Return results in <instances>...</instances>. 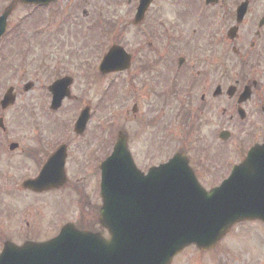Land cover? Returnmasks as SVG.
Listing matches in <instances>:
<instances>
[{"label":"rangeland","instance_id":"rangeland-1","mask_svg":"<svg viewBox=\"0 0 264 264\" xmlns=\"http://www.w3.org/2000/svg\"><path fill=\"white\" fill-rule=\"evenodd\" d=\"M11 1L0 0V7ZM133 5L132 3L128 6L126 0H58L50 7L33 10L29 6L18 5L12 10L13 27L17 26L19 29L14 31L16 35L12 39H15L6 48H2L4 50L0 49L1 98L11 85L15 87L17 94L16 103L9 106L10 108L2 110L0 107V111H8L7 116L13 118L10 133L14 137L11 138L12 141H18L23 148L26 144H32L31 140L36 139L35 135L38 133L43 134V139L50 141L52 145L67 139L77 141L79 138L73 128H70L80 101L75 96L85 87L88 71L91 68L94 70L96 60L100 63L111 44H122L128 51H136L138 57L145 55L147 59L153 58L148 50L142 49L147 44V35L140 32V27L128 24V14ZM263 6L264 0H260L258 14L262 13ZM27 15L29 17L23 21ZM153 16L154 14L150 16V20L154 19ZM60 20L62 25H58ZM108 23H115L116 26L111 33L105 35V31L110 28ZM252 38L250 30L245 34L247 46ZM226 52L227 82L246 75L264 77V64H253L252 68L249 61L241 63L239 58L233 57L229 47ZM255 69L258 73H255ZM94 71L96 73L97 70ZM62 75L74 77L73 96L66 99L63 106L55 112L49 109L48 85ZM93 77L89 95L92 93L97 111L86 138L81 140L88 139L97 145L100 161L111 153L121 129L128 132L135 160L140 168H144L155 161H167L177 151L185 150L196 156L194 150L204 151V143H207L210 132L224 124L229 126L223 120L222 111H206L204 115L201 113V120L194 127L190 123L196 121L199 111H194L191 117L184 111H157V99L152 95L137 98L126 93V73L106 75L98 72ZM171 79V74L166 73L164 80ZM29 80L35 83V87L25 91L24 85ZM112 80L113 83L109 86ZM135 102L140 104L137 112L132 111ZM228 116L229 113L226 118ZM253 120L251 127L239 126L237 137H230L224 145L226 149L219 152V149L215 151L208 147L207 153L217 155L219 160L223 156H230L232 162L242 160L247 147L254 142L252 136L258 137L257 142L263 140L264 119L256 114ZM171 121L176 125L177 132L174 133V129L168 135L169 139L163 140V135L171 128ZM258 126H262V132L254 134ZM159 134L161 141L157 140ZM150 138L156 140L149 142ZM152 141L157 143L153 146L157 153L151 150L149 144ZM235 147L238 151L234 150ZM146 148L150 154H145ZM11 152L16 157L6 159L2 156L4 160L0 159V217L4 220L3 239L10 237L16 243H22L29 238L45 240L57 234L67 221L89 227L97 225L94 223L96 219L91 215L90 202L79 203L78 196L71 189L78 186L89 188L92 180V176H87L80 183L74 182L78 174L75 172L78 163L73 158L68 159L67 164L71 184L62 190L52 189L50 194L40 195L17 191L20 189L18 184L34 171L31 172L30 169L31 161L21 158L19 149ZM201 173L205 183L214 184L222 180L221 177L209 180V175L203 170ZM91 193L88 197L95 200L97 190L93 188ZM99 198L98 196L97 201L101 202ZM94 200L92 202H96ZM26 208L31 213L25 215ZM171 264H264V224L255 220L241 222L215 249L202 252L193 246L188 247Z\"/></svg>","mask_w":264,"mask_h":264},{"label":"water","instance_id":"water-1","mask_svg":"<svg viewBox=\"0 0 264 264\" xmlns=\"http://www.w3.org/2000/svg\"><path fill=\"white\" fill-rule=\"evenodd\" d=\"M150 2L141 0L138 19ZM10 11L9 8L0 17V36ZM244 13L245 5L239 9V22ZM237 28L231 29V37ZM128 61L124 48L116 45L105 56L101 71L126 69ZM70 83V78H64L52 85L55 108L69 94ZM13 100L14 97L6 95L3 106ZM63 166L59 152L41 175L27 185L46 188L63 184ZM101 167L100 223L108 229L109 238L68 223L56 237L45 242L27 241L22 245L6 242L0 264H170L175 255L191 244L202 250L214 247L240 221H264V142L254 146L231 175L211 190L199 183L184 153H176L145 175L134 162L124 131L119 133L114 152Z\"/></svg>","mask_w":264,"mask_h":264},{"label":"flooded vegetation","instance_id":"flooded-vegetation-1","mask_svg":"<svg viewBox=\"0 0 264 264\" xmlns=\"http://www.w3.org/2000/svg\"><path fill=\"white\" fill-rule=\"evenodd\" d=\"M242 1L244 0H212L211 2H207V0H153L145 18L140 22H135L134 17L140 0H128L129 3L134 4L128 14V24L140 27V32L147 35L146 37H153L154 43L148 42L142 47L152 55L151 59H147L145 55L138 57L136 51H129L131 62L125 72L126 93L137 98L148 94L152 95L157 99L155 100L157 111H184L189 114V117L193 115L194 111H199L196 121L190 123L191 127L198 125L201 113L204 115L206 111H222L223 120L237 127L234 128L233 136L239 133V126L243 125L242 123L247 118L249 122L244 124L245 127H251L254 124L253 118L256 114H260L264 119V77L255 75L253 78H249L244 76L231 82H227L228 78H226L227 47L231 49L232 56L239 58L241 63L251 61V64H264V6L261 9L262 13H257V9H260V0H248L247 12L239 26L237 37L234 40H229L226 37L228 30L237 22V10ZM6 6L0 7V14L3 13ZM153 14L154 19L150 20V16ZM12 15L10 14L8 18L9 24H11ZM260 24L262 25L260 26ZM250 30L253 38L247 46L245 34ZM239 67L241 68V65ZM166 73L171 74V80H164ZM256 73H258L257 69ZM93 75L89 70L85 87L75 98L81 99L83 92L90 93ZM32 85L33 90L35 83L33 82ZM245 90L247 91L245 92ZM47 94L51 98L52 95L49 91ZM133 105H135L134 111L140 110V104L135 102ZM89 106L90 117L86 130L83 134L77 135L79 138L77 141L66 142V152L67 164L68 159L71 158L78 163L75 172L79 175L75 173L77 176H75L74 182L80 183L87 176H92L89 188L78 186L71 189L78 196L79 203L90 202V206L92 205L91 215L96 219L94 223L97 224L95 227L79 223L76 225L82 229L94 230L99 226V210L102 203V201H97L99 196L98 148L91 140H81L88 132L94 117L92 100H90ZM7 113L8 111H0V159L4 155L11 158L16 157L12 156L13 153L9 151L8 147V143L12 140L10 133L13 118L8 117ZM227 113H229L228 118H226ZM2 123L6 126L5 128ZM170 126L169 132L163 135V140L169 139L168 135L174 129V133L177 132L174 122L171 121ZM159 127L161 126L159 125ZM261 127L258 126L254 134L257 132L261 134ZM224 129L226 126L210 132L207 135L209 138L207 143H204V151L194 150L196 156L184 150L196 176L208 189L216 186L219 182L205 183L202 170L206 175H209V180L218 177L223 179L234 165V162H228L224 156L219 160L217 155L207 153L208 147L214 148L215 151L219 149V152L224 149L225 142L220 138V132ZM259 129H261L260 132ZM35 136L36 139L31 140L32 144H26L22 148L18 142L19 146L17 147L22 154L21 158L31 161L30 169L31 172L34 171L31 174L33 176L38 174L45 161L58 148L57 145H52L50 141L43 139V134L38 133ZM152 139L156 140L150 138L149 142ZM157 139L158 141L162 140L160 134ZM154 143L156 141H152L149 145L152 147V152L155 153ZM150 153L146 148L145 154ZM161 162L163 161H155L146 165L142 170L147 172L151 166ZM223 173H225L224 176ZM69 180L61 190L71 184ZM93 188L97 190L95 200L88 197L92 194ZM23 191L40 195L51 193V189L39 192L28 189H23ZM93 200L96 202H92ZM3 226L0 222V251L5 241L12 240L10 237L3 239Z\"/></svg>","mask_w":264,"mask_h":264}]
</instances>
